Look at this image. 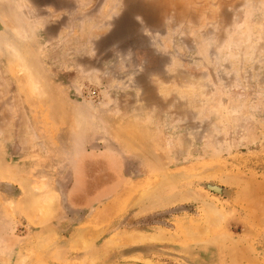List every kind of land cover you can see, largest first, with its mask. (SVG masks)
<instances>
[{
	"label": "rangeland",
	"instance_id": "374dc122",
	"mask_svg": "<svg viewBox=\"0 0 264 264\" xmlns=\"http://www.w3.org/2000/svg\"><path fill=\"white\" fill-rule=\"evenodd\" d=\"M0 264H264V0H0Z\"/></svg>",
	"mask_w": 264,
	"mask_h": 264
},
{
	"label": "crops",
	"instance_id": "0c3cea01",
	"mask_svg": "<svg viewBox=\"0 0 264 264\" xmlns=\"http://www.w3.org/2000/svg\"><path fill=\"white\" fill-rule=\"evenodd\" d=\"M71 187V200L80 207H85L86 199L84 200V193L88 192L87 186L84 183V177L73 180Z\"/></svg>",
	"mask_w": 264,
	"mask_h": 264
},
{
	"label": "bare ground",
	"instance_id": "6f19581e",
	"mask_svg": "<svg viewBox=\"0 0 264 264\" xmlns=\"http://www.w3.org/2000/svg\"><path fill=\"white\" fill-rule=\"evenodd\" d=\"M15 25V24H14ZM18 30V29H17ZM14 31V29H13ZM17 35H19L20 37H24L26 35V32L24 31H19V32H16ZM10 44V43H9ZM5 45V44H4ZM6 46V45H5ZM4 47V46H3ZM13 55L16 53L15 49H13L11 46H7V48ZM12 56V55H11ZM13 57V56H12ZM15 58V56L13 57ZM12 59V58H11ZM13 60V59H12ZM44 201V200H43Z\"/></svg>",
	"mask_w": 264,
	"mask_h": 264
}]
</instances>
